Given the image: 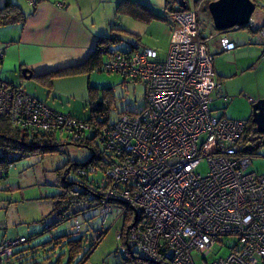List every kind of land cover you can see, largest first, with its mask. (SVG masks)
Wrapping results in <instances>:
<instances>
[{
    "label": "built area",
    "instance_id": "obj_1",
    "mask_svg": "<svg viewBox=\"0 0 264 264\" xmlns=\"http://www.w3.org/2000/svg\"><path fill=\"white\" fill-rule=\"evenodd\" d=\"M169 19L173 37L166 59L134 43L126 51L112 50L102 64L145 83L140 111L94 125L0 80V117L20 128L72 134L79 142L100 124L96 136L111 157L108 183L97 190L98 207L104 221L118 203L130 210L127 238L147 264H195L193 253H218L226 239L232 240L228 255L206 264H264V173L250 170L252 155L244 152L248 121L215 116L210 108L212 92L222 84L200 37L196 10ZM221 43L225 50L236 46L227 37ZM202 161L206 174L198 171ZM25 241L0 242V264Z\"/></svg>",
    "mask_w": 264,
    "mask_h": 264
},
{
    "label": "rangeland",
    "instance_id": "obj_2",
    "mask_svg": "<svg viewBox=\"0 0 264 264\" xmlns=\"http://www.w3.org/2000/svg\"><path fill=\"white\" fill-rule=\"evenodd\" d=\"M259 1L264 2V0ZM262 12L264 11L261 8L256 9L254 18L260 17ZM206 15L203 12L199 17L204 20ZM120 22L121 24L118 22V26L125 28L127 32L140 34L143 43L156 49L161 58L167 56L173 37V31L167 21L153 19L145 23L124 14L120 16ZM164 24L166 27L163 26ZM145 25L148 27L151 25L148 32L144 29ZM254 76L253 80H255L254 84L257 85V88L263 86V64ZM52 78L50 81L41 78L27 79L25 85L31 93L50 104L57 105L59 111L72 113L73 116L84 121L90 119L93 114L95 115L93 108L101 103L104 104L103 113L105 114L98 115L95 119L108 118L109 123L117 122L124 113L140 111L146 104L145 83L125 79L117 72L94 69L80 77L58 75ZM239 80L241 79L239 78ZM235 85L237 88L240 87ZM90 86L98 87L95 89L96 92L91 94ZM255 93V91L244 92L245 95L237 98H233L234 96L230 94L227 100L215 97L211 103V108H214L213 114L218 117L225 115L230 118L249 119L252 113V104L248 97L255 98ZM56 137L61 143L59 151L18 159L9 166L8 179L0 181V240L4 236L6 238L20 236L30 238L37 235L17 249L31 248L29 251L32 252L33 248H36L35 258L33 260L30 258L28 261L23 260L22 263L15 260L14 264H30L34 260L40 261L42 264H52L60 255H65L63 264H66L67 247L65 245H60L52 250H44L40 245L61 235H69L72 238L84 236L86 238L85 250H88L92 239L101 231H104L105 234L84 264H132V261H128L126 258L128 256L133 258L130 249L132 251H136V249L132 241L127 240V230L132 221L129 220V211L126 212L124 204L118 203L109 214L108 219L104 221V215L100 212L96 201L86 200L83 197L64 214L63 218L66 216L67 220L53 226L50 231L43 232L46 224L51 225L55 221V214L52 215L54 202L49 196L61 191L59 170L68 163L87 162L93 152L86 146L74 143L76 141L70 140L66 133L58 132ZM97 144L101 150H104L98 137L95 145ZM257 153V155H252L250 170L262 174L264 173V145ZM107 156L108 154L104 155L105 160L108 158ZM208 169L207 162L202 161L198 171L206 174ZM66 179L70 180L69 177ZM89 179L91 181L99 180L101 185L105 183L104 173L100 168L97 173L90 175ZM75 214L78 215L75 216ZM43 218L44 222L41 221ZM77 219L80 221V228H75ZM120 233H122V238H118ZM228 240L231 239L225 240L227 246L224 245L218 253L211 252L205 257L202 254L193 253L195 264H206L219 257L227 256L230 251ZM136 261L139 264L144 263L141 259H136Z\"/></svg>",
    "mask_w": 264,
    "mask_h": 264
},
{
    "label": "crops",
    "instance_id": "obj_3",
    "mask_svg": "<svg viewBox=\"0 0 264 264\" xmlns=\"http://www.w3.org/2000/svg\"><path fill=\"white\" fill-rule=\"evenodd\" d=\"M5 1L0 0V7L5 4ZM11 1L23 9L26 17L24 22L0 25V80L11 86H21L41 100L44 99L27 90L25 81L28 78L24 76L23 69L31 70L33 75L30 79L41 78L50 81L51 77L47 76L49 73L84 62L94 49L98 38L110 35L111 29L116 25L120 27L118 22L121 24L120 16L124 15L117 16V7L123 0H39L36 5L30 0ZM137 1L147 4L160 15L166 13L167 0ZM194 1L187 0L192 7L191 10H195ZM259 2L260 6L256 9L261 8L264 11V2ZM253 15L251 25L234 27L223 32L215 28L213 19L208 14L204 20L198 17L200 37L206 45L207 52L213 55L216 78L222 84L220 90L216 89L212 92V101L215 97L227 100L230 94L234 96L233 98H237L245 95L244 92L250 91L257 93L255 98L248 97L249 100L250 98L253 100V102L250 101L252 105L255 99L264 98V89L262 90L264 85L257 88L253 80L256 71L262 64L264 65V36L262 35L264 34V12L260 14V17L254 18ZM167 22L173 31L172 24L170 21ZM163 26L166 27V24ZM147 27L145 25L146 32L150 30L151 25ZM122 36L123 39L119 43L121 45L116 46L120 50H129L134 43L146 46L138 33L128 31ZM223 37L233 41L236 44L235 48L223 49L221 43ZM158 59L164 60L166 57L161 58L158 53ZM77 75L70 76L80 77L84 74ZM235 84L240 87L237 88ZM48 104L55 109L58 107L54 103ZM211 110L213 112L214 108ZM243 120L249 121L251 126H256L252 121V113L249 119ZM252 137L256 138V136ZM245 143L254 144L252 145L254 147L259 143L257 148L259 151L264 145V136L259 137L255 143L253 141H245ZM3 239L7 238L4 236L1 240Z\"/></svg>",
    "mask_w": 264,
    "mask_h": 264
},
{
    "label": "trees",
    "instance_id": "obj_4",
    "mask_svg": "<svg viewBox=\"0 0 264 264\" xmlns=\"http://www.w3.org/2000/svg\"><path fill=\"white\" fill-rule=\"evenodd\" d=\"M35 1L36 2L34 4L36 5L39 0H35ZM211 1L212 0L194 1L195 10L198 17L203 12L211 16L208 8V5ZM254 1L256 2V7L260 6L259 0H254ZM186 4L187 6L183 8L179 6L174 0H167L166 13L160 15L145 3H142L137 0H123L122 2L119 3L117 7V15L127 14L133 17L134 19H137L142 22H150L153 19L170 21L168 15L175 12H184L191 10L192 7L189 6L187 0H186ZM25 17L26 16L24 14L23 9L18 4L12 2L11 0H6L5 4L2 7H0V25H7L18 21L24 22ZM170 23L172 24L173 27V23L171 21ZM198 23L200 27L199 19H198ZM126 32L127 30L125 28L114 26L111 29L110 35L101 36L98 38L94 49L92 50V52L89 54V56L86 58L84 62L77 65L58 69L54 72L49 73L47 76L52 78L58 75L65 76V75L88 74L94 69H97L99 71H104L105 69L102 67L103 62L108 58L112 50L119 49L116 46L123 39L122 34L128 33ZM42 77H44V75ZM124 78L128 79L126 77ZM89 88L92 94L96 92L95 89H97L98 87L90 86ZM103 110H104V104L101 103V105L99 104L97 107L93 108V112L95 113V115L93 114L90 117V119H87L85 121L87 122L93 121L95 125V122L98 121L97 119H95V117L101 114L104 115L105 113H103ZM100 124L101 125L109 124L108 118L101 120ZM100 124L99 126H92V130L86 131L87 138L85 141L74 142L79 146H86L89 149H92L93 152L90 159L82 164L68 163L61 170H59V177H60L59 185L61 191L58 194L49 196V198L54 202L52 215L55 214V219H54L55 221L51 225L46 224L43 229V232L50 231L53 226H56L62 221L67 220L68 218H66V216L63 218L64 214L68 212L72 207H74L76 203L80 202L83 197H85L86 200L96 201V204L98 206L99 199L97 195V190H99L100 188H105L108 183L105 176V169L108 164V160L111 157L110 153L105 148L104 150H101L98 144L95 145L97 138L96 128L97 127L99 128ZM58 132L60 131L42 132V131L29 130L27 128L16 127L13 126L10 118L0 117V167L3 168V176H0V181L8 179L9 166H11L18 159H21L22 157H28L31 155L41 154V153H50V152L59 151L61 143L58 142V139L56 137V133ZM66 134L69 136L70 140H72L73 135L68 133ZM258 134L259 133L256 131L255 126H251V123L248 121V128L246 130L244 140L253 141V143H255V141H258L259 138L257 136ZM251 136H256V138L253 137L251 138ZM258 144L259 143H257L256 147L252 146L254 145L252 144L249 149H245L247 146L245 144L244 152L251 155L257 154ZM103 153L104 155L108 154L107 156L108 158L106 160L104 158ZM91 168H94V171H90ZM99 168L103 171L105 178V183L102 185L99 182V180L91 181L89 179V176L97 173ZM81 170H84L86 173H82ZM68 177L70 180L66 179ZM128 211H129V220H131V212L129 209ZM77 215L78 214H75V216ZM41 221L44 222V218ZM78 221H77L78 226L75 225V228L81 227L80 221L79 222ZM104 234H105L104 231L98 232L95 235V238L92 239V243L88 250H85L84 243L86 238L84 236L72 238L69 235H61L59 237L44 242L40 246L44 250L47 249L52 250V249H56L60 245H65L67 247L66 264H74V263L84 264L89 259L90 255L97 247L98 243L100 242ZM126 235L128 236V233ZM34 236L37 235H33L30 238H27L26 236H20V237H25L26 241L14 247L13 255L5 263L14 264L15 260H17L18 263H22L23 260L28 261V259L30 258L31 260H33V258H35L36 256L35 254L37 252L36 248H33L32 252L29 251L31 248H25L22 250H17V249L19 248V246L24 245L25 243L33 239ZM17 238L19 237L7 238L1 240L0 242L5 240H14ZM130 251H131L130 253L133 254V258H129L128 256L126 260L128 261L131 260L132 264H139L137 263L136 259L143 260L142 257L139 256L135 251H132L131 249ZM64 257L65 255H60L52 264H63ZM30 264H42V262L34 260ZM143 264H147V263L144 261Z\"/></svg>",
    "mask_w": 264,
    "mask_h": 264
},
{
    "label": "water",
    "instance_id": "obj_5",
    "mask_svg": "<svg viewBox=\"0 0 264 264\" xmlns=\"http://www.w3.org/2000/svg\"><path fill=\"white\" fill-rule=\"evenodd\" d=\"M179 6L185 8L186 0H174ZM214 26L220 32L234 27L251 25L252 15L256 9L254 0H212L208 5ZM24 76L32 78L30 69L24 68ZM252 121L256 131L264 135V98L256 100L252 105Z\"/></svg>",
    "mask_w": 264,
    "mask_h": 264
},
{
    "label": "flooded vegetation",
    "instance_id": "obj_6",
    "mask_svg": "<svg viewBox=\"0 0 264 264\" xmlns=\"http://www.w3.org/2000/svg\"><path fill=\"white\" fill-rule=\"evenodd\" d=\"M257 136H258V137H263L264 135H262V134L259 133Z\"/></svg>",
    "mask_w": 264,
    "mask_h": 264
}]
</instances>
